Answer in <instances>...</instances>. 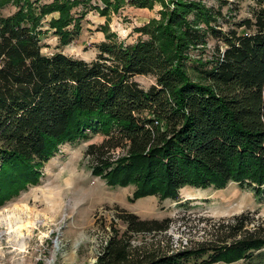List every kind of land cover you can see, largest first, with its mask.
I'll return each instance as SVG.
<instances>
[{
  "label": "trees",
  "instance_id": "1",
  "mask_svg": "<svg viewBox=\"0 0 264 264\" xmlns=\"http://www.w3.org/2000/svg\"><path fill=\"white\" fill-rule=\"evenodd\" d=\"M14 1L16 14L0 18V204L38 185L60 145L89 140V133L106 136L86 149L92 174L111 187L135 186V200H177L187 187L223 190L231 183L264 197V0H254L248 18H225L228 30L200 2L102 0L103 13L126 4L160 3L163 10L159 21L137 30L147 40L124 46L108 35L91 62L44 55L37 31L58 12L49 25L67 44L79 32L81 20L72 16L79 1L55 0L39 14L36 2ZM208 38L216 42L211 59H192ZM139 76L156 83L145 90ZM117 218L124 229L112 221L96 264L231 263L264 250V236L249 229L255 222L244 214L219 222L210 242L178 250L139 239L167 234L171 220L125 210Z\"/></svg>",
  "mask_w": 264,
  "mask_h": 264
},
{
  "label": "rangeland",
  "instance_id": "2",
  "mask_svg": "<svg viewBox=\"0 0 264 264\" xmlns=\"http://www.w3.org/2000/svg\"><path fill=\"white\" fill-rule=\"evenodd\" d=\"M33 1L39 14L40 6L55 0ZM77 1L79 5L73 8L72 16L81 20L79 32L67 44H62L49 25L51 20L59 18V13L54 12L43 19L37 31L44 55L63 52L69 57L91 62L97 57V46L109 41L108 35L124 46L135 44L139 39L147 40L148 37L137 30L153 20L159 21L163 10L160 3L152 9L126 4L117 11L110 7L108 13H103L106 6L102 0ZM190 1L200 2L216 13L217 26L221 24L223 30L229 28L228 16L236 15L235 22H239L248 18L251 7L255 6L254 0ZM174 7L175 3H171L170 10ZM17 11L14 0L6 1L0 7V18L12 17ZM189 20L196 23L194 15ZM198 26L206 29L201 23ZM215 45L216 42L208 38L206 46L198 45V49L192 50L191 58L210 60ZM189 67L188 72L194 79L197 73L192 70V64ZM135 80L145 90L156 83L150 76H139ZM88 135L89 140L83 138L60 145L57 154L40 170L38 185L29 186L18 197L0 204V264H96L97 256L100 257L98 251L111 236L112 221L116 228L124 229L117 218L120 210L147 220H171L167 234L143 235L139 239L163 240L162 246L169 243L173 250L210 242L219 222L243 214L255 222L249 229L264 236V197H257L252 190L231 183L223 190L187 187L180 191L177 200L160 201L154 196L135 200V186L111 187L92 174L86 149L91 144H101L106 136L102 133ZM15 219L30 226L22 231L23 237H20L21 233H8L7 224L9 221L14 223ZM262 252V255L255 254L246 260L213 264H264V250Z\"/></svg>",
  "mask_w": 264,
  "mask_h": 264
},
{
  "label": "bare ground",
  "instance_id": "3",
  "mask_svg": "<svg viewBox=\"0 0 264 264\" xmlns=\"http://www.w3.org/2000/svg\"><path fill=\"white\" fill-rule=\"evenodd\" d=\"M9 220H11V218ZM11 221H9L8 224H7L8 225V233H9V235H12L13 233H16V234L17 233L18 234L21 233L20 234V237H23L22 231H24L25 229H28L30 227L29 224L28 225H23L17 219H15V222L14 223L11 222ZM20 247H23L24 248L23 245H21Z\"/></svg>",
  "mask_w": 264,
  "mask_h": 264
},
{
  "label": "built area",
  "instance_id": "4",
  "mask_svg": "<svg viewBox=\"0 0 264 264\" xmlns=\"http://www.w3.org/2000/svg\"><path fill=\"white\" fill-rule=\"evenodd\" d=\"M62 228V227H61ZM61 228H59V229H61ZM56 239H58V237L56 238ZM107 240H108V238H107ZM107 240H106V242L101 246V249L98 251V255L99 256H101V254H102V251H103V248L107 245ZM97 258H98V256H97ZM96 261H97V259H96ZM93 262V261H92ZM94 263V262H93Z\"/></svg>",
  "mask_w": 264,
  "mask_h": 264
}]
</instances>
